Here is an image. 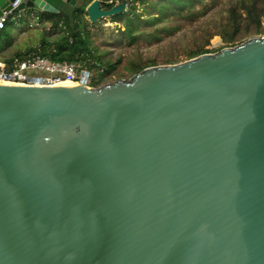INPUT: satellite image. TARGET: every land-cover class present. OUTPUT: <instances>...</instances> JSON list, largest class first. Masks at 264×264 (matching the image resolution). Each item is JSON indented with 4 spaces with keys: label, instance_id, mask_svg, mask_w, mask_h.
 Here are the masks:
<instances>
[{
    "label": "water",
    "instance_id": "water-1",
    "mask_svg": "<svg viewBox=\"0 0 264 264\" xmlns=\"http://www.w3.org/2000/svg\"><path fill=\"white\" fill-rule=\"evenodd\" d=\"M85 2L0 16L74 33ZM0 264H264V36L92 88L0 84Z\"/></svg>",
    "mask_w": 264,
    "mask_h": 264
},
{
    "label": "rangeland",
    "instance_id": "rangeland-1",
    "mask_svg": "<svg viewBox=\"0 0 264 264\" xmlns=\"http://www.w3.org/2000/svg\"><path fill=\"white\" fill-rule=\"evenodd\" d=\"M100 1L105 9L125 5V11L120 14L125 16L119 21H113V16L101 18L97 22H92L89 15L86 17L91 24L99 25L92 27L90 35L94 53L106 61L109 68L113 67L110 70H101L98 76L95 69L92 71L94 78L98 80L102 77V84H105L129 79L132 75L127 69L130 61L147 62L157 59L158 65H167L165 60L170 57H174L175 64L187 61L190 49L196 47L195 39L202 42V34L216 32L219 23L226 20L228 7L237 0H184L182 3L175 0ZM88 2L86 0L84 6ZM90 5L91 3L86 8ZM202 9L204 12H197ZM45 15L44 10L34 13L32 9L26 8L21 13L15 12L9 17L11 34L0 37L1 62H6L21 52H28L31 45L36 46L39 40L45 39L43 34L39 36L42 26L47 24L42 21ZM66 18L65 27L68 31L56 30L57 39L67 40L73 34L69 27L70 19ZM128 18L134 21L128 22ZM73 23L75 25V19ZM129 31H132V35ZM210 43L207 47L209 49L222 48V34L216 33Z\"/></svg>",
    "mask_w": 264,
    "mask_h": 264
},
{
    "label": "trees",
    "instance_id": "trees-1",
    "mask_svg": "<svg viewBox=\"0 0 264 264\" xmlns=\"http://www.w3.org/2000/svg\"><path fill=\"white\" fill-rule=\"evenodd\" d=\"M88 1L92 3L94 0ZM175 1L182 3L184 0ZM88 3L75 13V31L72 35L69 34L70 38L66 40L64 38L57 39L55 37L56 30L67 29L65 27L67 25V18L65 15L62 13L51 14L46 12V15L42 18V21L47 22V24L42 26L39 33V36L43 34L45 39L39 40V42L36 43V46L31 45L28 52H21L16 56H13L11 59H8L6 62L0 61V63L11 65L15 59L22 60L26 56L38 54L54 61L75 62L82 69H95L96 76L100 74L101 70L106 68L110 70L113 68H109L107 62L102 60L101 57H97V54L94 53V49L91 47L90 35L92 33V27H95V25L98 27L99 25L97 23L95 25L91 24L89 19L86 18L88 15L86 7L90 4ZM192 7H194V5H192ZM197 12L201 13L204 12V10L202 9ZM123 16L125 15H117L111 18L113 21H119V19H121ZM39 17L40 16H38V18ZM133 21V19L128 18V22ZM263 24L264 0H237L228 7L226 20L219 23V25L216 27V32H206L202 34L200 36L202 42L199 39H195L196 47L190 49L187 60L198 57L202 54L220 51L226 47L236 46L257 35H264ZM10 27V22L7 21L5 28L2 30L3 33L1 32L2 34H0V37L10 36ZM129 32L130 35H132V31ZM218 32L222 34L224 46L220 49L207 48L209 45H211V38L214 37V35H216ZM59 40H61V42H59ZM174 62V57H170L165 60V64H175ZM157 65V59H151L147 62L130 61L127 69L132 75H134L140 73L147 67ZM103 80L104 79H102V77H99L98 80L94 78L93 85L100 86L97 85V83L102 85L104 82Z\"/></svg>",
    "mask_w": 264,
    "mask_h": 264
},
{
    "label": "built area",
    "instance_id": "built-area-1",
    "mask_svg": "<svg viewBox=\"0 0 264 264\" xmlns=\"http://www.w3.org/2000/svg\"><path fill=\"white\" fill-rule=\"evenodd\" d=\"M13 13L15 12L11 10L0 16V34ZM92 71L80 68L75 62H59L33 54L22 60L15 59L11 65L0 63V83L52 87L64 82H74L91 88L95 87Z\"/></svg>",
    "mask_w": 264,
    "mask_h": 264
},
{
    "label": "bare ground",
    "instance_id": "bare-ground-1",
    "mask_svg": "<svg viewBox=\"0 0 264 264\" xmlns=\"http://www.w3.org/2000/svg\"><path fill=\"white\" fill-rule=\"evenodd\" d=\"M0 84H9V83H0ZM59 85H79V84L78 83H74V82H64V83L59 84ZM34 86H36V87H44V86H38V85H34Z\"/></svg>",
    "mask_w": 264,
    "mask_h": 264
},
{
    "label": "crops",
    "instance_id": "crops-1",
    "mask_svg": "<svg viewBox=\"0 0 264 264\" xmlns=\"http://www.w3.org/2000/svg\"><path fill=\"white\" fill-rule=\"evenodd\" d=\"M37 11H35L34 13H36Z\"/></svg>",
    "mask_w": 264,
    "mask_h": 264
},
{
    "label": "clouds",
    "instance_id": "clouds-1",
    "mask_svg": "<svg viewBox=\"0 0 264 264\" xmlns=\"http://www.w3.org/2000/svg\"><path fill=\"white\" fill-rule=\"evenodd\" d=\"M96 87V86H95Z\"/></svg>",
    "mask_w": 264,
    "mask_h": 264
}]
</instances>
